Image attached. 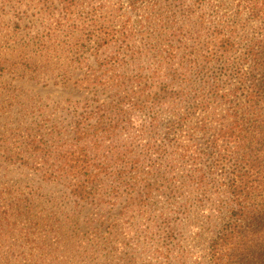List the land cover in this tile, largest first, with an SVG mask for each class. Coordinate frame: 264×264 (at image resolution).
Returning <instances> with one entry per match:
<instances>
[{
  "label": "trees",
  "instance_id": "trees-1",
  "mask_svg": "<svg viewBox=\"0 0 264 264\" xmlns=\"http://www.w3.org/2000/svg\"><path fill=\"white\" fill-rule=\"evenodd\" d=\"M235 1L247 19L261 20L259 31L264 35V0H258L260 4ZM194 4L201 5L197 12L207 7L204 0ZM190 13L195 26L203 27L205 12ZM221 24L226 30L221 45L210 57L190 66V81H183L181 70L174 83L163 79L155 85L156 77L139 76L134 80L133 97L120 96L126 94L127 86L116 81V101L97 106L99 117L91 127L93 133L79 125L73 129L68 149L77 148L73 141L82 144L76 157L47 160L41 156V143L47 144L42 138L27 142V153L34 156L17 153L6 162L19 163L40 173L42 182L65 188L67 200L73 208L79 207L76 219L84 209L119 203L128 212L157 208L162 217L161 204L173 214L189 215L190 226L196 230V250L190 248V258L195 259L190 264H264V37L262 43L250 40L248 45H240L243 37L237 28ZM214 65L219 66L220 77L233 81L234 87L226 89L216 77ZM160 133L163 141L157 144ZM119 138L143 144V154L134 155L133 145H124L122 150L121 145L105 147L97 142ZM106 149L114 151L112 158ZM166 150L169 158L163 160L161 153ZM149 151L157 159L149 157ZM165 164L163 170L168 172L162 173ZM0 200V241L9 238L7 255L11 258L16 249L20 252L17 264H75L73 254L78 248L70 240L71 233L79 229L77 221L62 236L47 216L56 215V205L42 209L45 217L36 221L33 195L23 198L10 189L0 190ZM196 212L207 213L199 216L204 221ZM65 214L66 221L70 220ZM158 259L163 260L151 253L144 264H171ZM96 260L86 258V264H96ZM1 262L15 264L6 258Z\"/></svg>",
  "mask_w": 264,
  "mask_h": 264
},
{
  "label": "rangeland",
  "instance_id": "rangeland-1",
  "mask_svg": "<svg viewBox=\"0 0 264 264\" xmlns=\"http://www.w3.org/2000/svg\"><path fill=\"white\" fill-rule=\"evenodd\" d=\"M204 1L207 7L197 12L201 5H195V0H0V190L10 189L23 198L33 195L36 221L45 217L42 209L51 210L56 205V215L47 216L62 236L77 221L79 229L71 233L70 240L78 248L77 254L72 253L75 264H86V258L97 259L96 264H144L154 252L162 261L190 264V259H195L190 258V248L196 250V230L190 226L189 215L173 214L161 204L158 209L164 212L162 217L157 208L153 212L136 208L128 212L119 203L84 209L76 219L79 207L73 208L67 200L65 188L44 183L40 173L19 163L10 165L6 159L17 153L29 156L32 153H27V142L42 138L47 144L41 143V156L47 160L76 157L82 144L73 141L77 148L68 149L73 129L79 125L93 133L91 127L99 117L95 114L97 106L116 101V81L127 86L128 95L120 94L122 97H133L134 80L139 76L156 77L155 85L163 79L174 83L181 70L183 81H190V66L210 57L221 45L222 33L226 32L221 23L237 28L243 37L240 45H248L250 40L263 42L261 20L247 19L236 8L237 1ZM255 3L260 4L258 0ZM190 11L205 12L203 27L195 26ZM218 67H213L216 77L226 89L234 87L233 81L220 77ZM123 140L97 142L101 146L105 143V147L121 145L122 150L124 145H133L134 155L143 154V144L131 138ZM157 140V144L163 141L162 133ZM104 152L114 156L111 149ZM169 152L161 153V159H168ZM146 154L157 159L152 151ZM166 166L162 173L168 172L163 170ZM65 212L71 216L68 221ZM97 227L98 231H93ZM8 239L0 241V264H4L1 258L17 264L20 252L14 251V259L7 255Z\"/></svg>",
  "mask_w": 264,
  "mask_h": 264
}]
</instances>
